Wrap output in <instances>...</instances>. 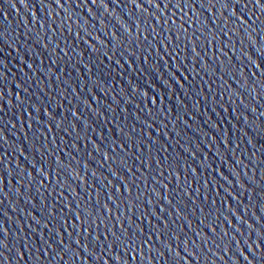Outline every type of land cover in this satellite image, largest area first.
Wrapping results in <instances>:
<instances>
[{
  "label": "water",
  "instance_id": "obj_1",
  "mask_svg": "<svg viewBox=\"0 0 264 264\" xmlns=\"http://www.w3.org/2000/svg\"><path fill=\"white\" fill-rule=\"evenodd\" d=\"M0 264H264V0H0Z\"/></svg>",
  "mask_w": 264,
  "mask_h": 264
}]
</instances>
